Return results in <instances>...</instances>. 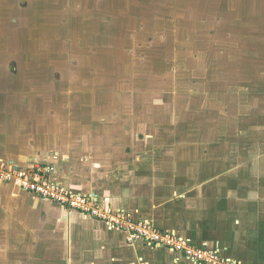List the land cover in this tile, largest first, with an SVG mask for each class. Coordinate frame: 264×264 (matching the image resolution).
Masks as SVG:
<instances>
[{"label": "crops", "instance_id": "crops-1", "mask_svg": "<svg viewBox=\"0 0 264 264\" xmlns=\"http://www.w3.org/2000/svg\"><path fill=\"white\" fill-rule=\"evenodd\" d=\"M72 1L77 2L76 9L83 1L86 2L82 5L85 8L83 13L75 11L77 25L66 31L58 29L61 34L52 35L50 32L34 45L26 44V50L33 48L36 55L42 49L40 56L45 54L47 57L44 59H50L53 50L57 55V48L63 43L61 49H72L73 56L71 52L70 62L63 58L59 63L74 71V61L79 64L80 57H86L87 63L93 62L94 58L100 61L106 52L113 54L112 58L116 54L128 58L122 64L133 63L129 66L131 69L143 59L148 62L151 48L169 43L170 37L171 44H176L173 46L184 50L183 53L189 57H202L192 62L198 68L208 64L204 63L205 51L223 56L224 49L237 46L240 49L243 46L241 48L246 49L243 56L229 57L225 63L239 66L236 69L244 75L242 79L264 81V55L253 58L249 54L250 48L264 49V30L253 21L256 15L261 17L259 14H264L262 5L251 7L249 0H235V5L232 0H224L226 5L221 3L220 12L214 9V14L206 15L200 7L213 0H177L178 7L165 4L172 0H148L156 1V8L152 3H141L144 0H109L118 2L112 5L108 2L109 13L106 9L92 15L96 7L94 1ZM122 1L125 3L122 4ZM233 11L235 14H232ZM20 14L29 17L24 20L27 24L24 22L22 28L28 29L37 40L41 31L37 23L39 14L34 20L26 9ZM92 18L99 21L97 27L89 26ZM121 18L124 23L131 20L124 24ZM237 20L244 25L241 29L237 28ZM0 25V68L12 64L22 66L25 58L31 59L28 64L35 66L30 51L26 52L25 58L16 53L13 55L14 44L13 48L20 50L21 47L16 45L17 41L9 42L7 30H3L6 26ZM124 25L132 28H126V31L122 27ZM109 27L113 30L111 38L105 35ZM69 33L76 36L75 41L68 39ZM250 34L256 35L257 43L254 40V45H250ZM77 40L78 45L75 44ZM108 43L110 45H106ZM84 48L88 52H84ZM139 49H142L141 52ZM98 51L101 53L94 56ZM112 58V64L121 63L122 58L116 57L114 61ZM196 67L174 71H178L175 74L198 75L202 68ZM11 70L14 69L7 67L6 72L0 71V82L13 81L19 86L20 82L41 81L43 78L40 75L46 74L23 67L18 69L17 77ZM63 70L64 67L61 73L67 74ZM77 70L78 77L90 79L89 71ZM203 70L206 72L208 67ZM255 71V76H252ZM209 75L213 80L224 76L219 71ZM180 77L172 75L166 79H182ZM0 86V164L26 166L33 159L54 163L57 167L54 178L67 183L79 194L90 195L116 210L128 212L137 220L171 231L185 241L217 252L238 264H264V117L251 125L254 135L256 133L254 141L257 149L249 147V150L246 143L249 138H244V133L236 139L229 137L232 121L229 117L213 126L217 129L226 123L220 126L227 130L226 133L215 134L204 142L198 137H191L192 140L188 137L192 144L190 140L178 138L173 143H163L164 154H149L147 146L153 140L152 134L146 133L143 137L145 151L131 146L132 139L141 137L137 127L133 138L123 133L127 137L123 138L127 145L126 148L119 147L122 139L116 136L115 130L120 128L116 123H105L103 117L104 123L98 121L102 122L100 124L91 122L93 125L85 126L83 124L86 123H83L78 126V123L69 122L62 126L57 108H41V100L45 98L41 95L48 94H43L40 89L26 90L20 86L15 91L14 88L4 87V90V85ZM47 103L51 104L49 100ZM51 118L57 123H53ZM99 128L103 129L100 136L90 135L91 130ZM77 129L87 135L83 134L80 140H75L72 136ZM86 138L87 155L79 159L71 152L70 146L73 148L75 142ZM234 144L237 145L236 152ZM63 145L67 147L64 150ZM191 145L192 154L184 151ZM52 154H58V157L54 158ZM0 256L7 262L14 258L15 264H195L165 248H150L141 242L130 246L122 231L104 222L43 200L23 191L17 184L1 182Z\"/></svg>", "mask_w": 264, "mask_h": 264}, {"label": "rangeland", "instance_id": "rangeland-1", "mask_svg": "<svg viewBox=\"0 0 264 264\" xmlns=\"http://www.w3.org/2000/svg\"><path fill=\"white\" fill-rule=\"evenodd\" d=\"M32 1L0 0V12H2L0 13V24L2 23L6 26L3 30H7L9 42L17 41L18 43H16V45L19 44V47H21L20 50L19 48H13L15 47L14 44L11 52H13V55L16 53L19 57L23 55L25 58L26 52L30 51L32 53L30 58L35 59V63L32 62L35 66L33 64H28L31 59L29 61V59L27 60V58H25V63L22 62L24 59H21L22 61L20 60L22 66L12 64L7 67H12L14 70H11V73L16 74L17 77L20 71L18 69H22L23 67L32 68L35 71L46 74L40 75L43 78L41 81L20 82L21 85L19 86H16L17 82L2 81L0 85H4L2 87L4 90L5 88L13 90L14 88V90L17 91L20 86L26 90L40 89L43 94H48L41 95V98L45 97L41 100V108L44 106L47 108H57L59 111L58 114L60 113L59 120H62V126L68 125L69 122H73L74 124L78 123V126L83 123H86L83 124L85 126L89 124L93 125L91 122L100 124L102 122L104 123V118L105 123H116L117 126L121 128H118L117 131L115 130L116 136L122 139L120 140L119 147L125 146L126 148L127 144H124L126 140L123 138L129 136L133 138L136 130L135 128L137 127V133L141 135V137L139 139H132L131 146L135 145V149L145 151L146 146L142 145L144 142L143 137L146 136V133L148 135L152 134L153 136L151 135V138L153 137V140L149 141L147 146L149 154H164L165 151L162 148L163 143H173L175 139L178 138H181L182 141H184L185 138V141H187L190 139L192 140L191 137H198L199 140L204 142L214 137L215 134L226 133L227 130L224 127H220L225 126L226 123L221 124L217 129L213 128V126L217 124V122L227 120L229 117L230 120H232L230 123L231 128L228 130L229 137L231 139H236L244 133V138H249L246 141L248 148L257 149V144H255L256 142L254 141L257 137L256 133L254 135L251 125H253L255 120L261 121V118L264 117V81L242 79L244 75L239 74L236 69V67L239 66L225 63L229 57L234 59L243 56L244 51H246V49L241 48L243 46H241L240 49L238 48L239 46L233 49H224L225 54L223 56H216L212 51L203 50L205 54H207L205 55L206 58H204V63L208 62V64L204 67L200 65L202 71H198L200 73H197L198 75L175 74V72L180 70L192 68L193 66L196 67L194 60H196L197 57L198 59L202 57H189L183 53L184 50L177 46H173L176 44H171V37L168 39L169 43L166 42L162 44L163 46L158 45V47L151 48V52H149L150 57L148 59L149 63L144 62L146 59H143L139 65L135 64L132 66L134 69L129 68L130 65H133L131 62L126 65L122 64V62L128 58H123V56L117 54V58H122L120 60L121 63L112 64L110 59L113 54L106 52L105 56H102L103 58H101L100 61H95L94 58L93 62L87 63L86 57L82 56L80 60H78L79 64H77L78 62L74 59L75 64L73 65V71L72 68L69 70L65 64L59 63L63 58L70 62L71 52L73 56L72 49H67L69 53L66 49H61L63 43L57 48V55L54 54L56 50H53L52 55L49 57L50 59H44V57H47L45 54L44 56H40L42 49H40L41 51H37L38 54L34 55L33 53L36 52H34L33 48L31 50H26L25 47L28 46L26 44L34 45L35 42L39 41L40 37L45 38L50 32L52 35H55V33L62 32L58 29H64V31L73 29L74 26L77 25L75 11L83 13L85 8H83L82 5L86 2L83 1L80 8L76 9L77 2H73L72 0ZM92 1L96 4V7L93 8L92 15L98 14L99 11L106 9L107 13H109V3L111 2V5L118 3L117 1L109 2V0ZM134 2H126V4H133ZM231 2L236 5L235 0ZM121 3L123 4L125 1ZM141 3H146L148 5L152 3L154 8H156V6L158 7L156 1L151 2L144 0L141 1ZM221 3L226 5L224 0H213L203 7H200V9L202 13L206 15L214 14V9H217V12H220L222 9L219 7ZM248 3L251 7L262 5L264 9V0H249ZM165 4L170 7H178L177 0H172L171 2L166 1ZM206 7L212 9H205ZM23 9L27 10L32 20L36 18L37 13L40 16L37 23L41 31L38 32L37 40L28 29H23L26 23L25 21H27L26 19H29V17L20 14V11H23ZM232 14H235V11H233ZM259 15L261 17L256 15V20L253 21H256V23L260 25V29L264 30V14ZM260 19H262V22ZM130 20L131 19L124 23V19H120L124 24ZM212 20L213 18L210 19V22ZM16 21L18 23H15ZM98 22L97 18H92L90 19L89 26L97 27L99 25ZM235 23H238L237 28L239 29L244 26L239 20ZM122 27H124L126 31V28H132V26L128 25ZM107 30L105 35L111 38L113 31L112 27L107 28ZM249 37H251L250 40H252L250 45H254L252 43L257 39L256 35L251 36L250 34ZM70 38L71 42L76 40V36H71V33H69L68 39L70 40ZM78 40L75 42L76 45L79 43ZM255 43H257L256 40ZM106 45H110V43ZM86 49L87 48H84L83 51L88 52L85 51ZM140 50L142 49H139V51ZM249 50L250 57L262 58L264 55L262 53L264 49L255 50L250 48ZM100 53L101 52L98 51L94 56ZM138 53L139 52H137V54ZM116 57H113L112 60H116ZM192 62H194V65ZM218 62H222V64L220 65ZM147 63L149 65H144ZM159 63L163 65L160 66ZM68 64L70 65V63ZM7 67L2 66L0 71L6 72ZM62 67H64L63 73L67 74L61 73ZM205 67H208L206 72L204 71L205 69L203 70ZM200 68L196 67V69ZM77 69L83 72L89 71L90 74L88 76L90 79L88 80L86 78V80H84L85 77L79 76L80 79L77 75L78 73L76 74V71H78ZM174 69L178 71H174ZM216 71H219V73L221 72L224 76L221 75V79L218 77V80H213L209 74ZM206 73H208V75ZM255 73L256 71L252 73V76H255ZM172 75L181 76L180 78L182 79H166V77ZM48 100L51 103L50 105H48V103L46 104ZM102 110L106 112L103 113ZM50 120L53 123H57L53 118ZM98 121L102 122L98 123ZM94 126L97 128V125ZM91 131L90 135H94L95 137L103 133V129L101 130L100 128ZM123 133L128 136H124ZM83 134L87 135L84 132L82 133L81 129H77L72 137L75 140H80ZM191 140L189 142L190 144H192ZM87 142L88 138L82 142H75L73 148L70 146L71 152L76 157H79V159L84 157L87 155V153H85L86 148H88ZM128 146L130 145L128 144ZM64 147L65 149L67 148L63 145V150ZM233 148L236 152L237 145L234 144ZM184 151L192 154V145L186 147ZM122 152H124V148H122ZM15 262L14 258L7 262L6 258L0 256V264H15Z\"/></svg>", "mask_w": 264, "mask_h": 264}, {"label": "built area", "instance_id": "built-area-1", "mask_svg": "<svg viewBox=\"0 0 264 264\" xmlns=\"http://www.w3.org/2000/svg\"><path fill=\"white\" fill-rule=\"evenodd\" d=\"M52 156L56 158L58 154ZM56 170L54 163L42 159L30 160L26 166L0 164V182L17 184L23 191L43 200L104 222L109 227L122 231L126 236V243L130 246L141 242L150 248H165L195 264H238L217 252L185 241L171 231L162 230L147 221L137 220L128 212L116 210L90 195L73 191L67 183L54 178Z\"/></svg>", "mask_w": 264, "mask_h": 264}]
</instances>
